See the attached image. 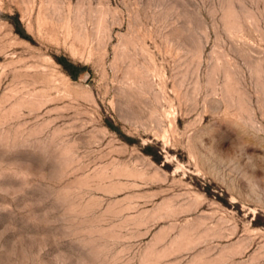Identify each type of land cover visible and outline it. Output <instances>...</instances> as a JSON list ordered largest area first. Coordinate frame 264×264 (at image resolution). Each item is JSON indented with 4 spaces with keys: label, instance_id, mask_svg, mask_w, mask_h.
I'll use <instances>...</instances> for the list:
<instances>
[{
    "label": "rangeland",
    "instance_id": "374dc122",
    "mask_svg": "<svg viewBox=\"0 0 264 264\" xmlns=\"http://www.w3.org/2000/svg\"><path fill=\"white\" fill-rule=\"evenodd\" d=\"M0 264H264V0H0Z\"/></svg>",
    "mask_w": 264,
    "mask_h": 264
}]
</instances>
